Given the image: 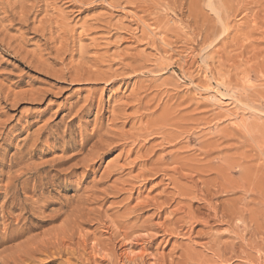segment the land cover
<instances>
[{
  "label": "rangeland",
  "instance_id": "obj_1",
  "mask_svg": "<svg viewBox=\"0 0 264 264\" xmlns=\"http://www.w3.org/2000/svg\"><path fill=\"white\" fill-rule=\"evenodd\" d=\"M0 264H264V0H0Z\"/></svg>",
  "mask_w": 264,
  "mask_h": 264
},
{
  "label": "bare ground",
  "instance_id": "obj_2",
  "mask_svg": "<svg viewBox=\"0 0 264 264\" xmlns=\"http://www.w3.org/2000/svg\"><path fill=\"white\" fill-rule=\"evenodd\" d=\"M151 31H152V30H151ZM161 41H162V40H161ZM202 63L204 64L203 66L205 67V71H206V70L208 71V70H209V65H208V64L206 63V61H204V60H203ZM199 66H200V65H199ZM202 70H203V69H202ZM207 71H206V72H207ZM206 72H204V75H203L204 77H207ZM207 78H208V77H207ZM232 93H233V92H232ZM234 95H235V94H234ZM131 260H132V259H131Z\"/></svg>",
  "mask_w": 264,
  "mask_h": 264
}]
</instances>
